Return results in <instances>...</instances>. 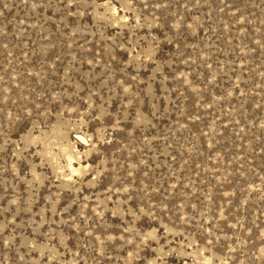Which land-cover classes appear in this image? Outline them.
Instances as JSON below:
<instances>
[{
	"label": "rangeland",
	"instance_id": "obj_1",
	"mask_svg": "<svg viewBox=\"0 0 264 264\" xmlns=\"http://www.w3.org/2000/svg\"><path fill=\"white\" fill-rule=\"evenodd\" d=\"M0 264H264V0H0Z\"/></svg>",
	"mask_w": 264,
	"mask_h": 264
},
{
	"label": "bare ground",
	"instance_id": "obj_2",
	"mask_svg": "<svg viewBox=\"0 0 264 264\" xmlns=\"http://www.w3.org/2000/svg\"><path fill=\"white\" fill-rule=\"evenodd\" d=\"M80 138L83 139L84 137L80 136ZM70 164H72V163H70ZM70 166H71V165H70ZM71 167H72V166H71ZM72 170L75 171L76 169L74 170V167H73ZM77 170H78V169H77Z\"/></svg>",
	"mask_w": 264,
	"mask_h": 264
}]
</instances>
